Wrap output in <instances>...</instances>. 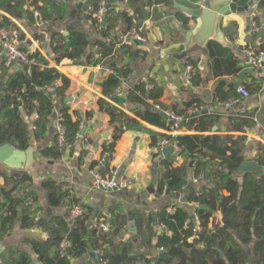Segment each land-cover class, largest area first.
<instances>
[{"label":"trees","instance_id":"trees-1","mask_svg":"<svg viewBox=\"0 0 264 264\" xmlns=\"http://www.w3.org/2000/svg\"><path fill=\"white\" fill-rule=\"evenodd\" d=\"M101 1H106L110 7L106 6L104 16L98 18L96 13ZM115 2L116 0H96L92 12L87 16L94 31L101 37V41L93 49H89V31L80 25L69 27L68 37L55 35L53 38L57 64L63 59H70L77 64L101 65L112 71L102 86L104 95L111 101L102 99L99 105L102 111L110 115L111 123L115 126L114 144L126 130L139 125L137 120L118 107L125 102L143 107L142 110H133L141 120L165 131H171L172 127L162 111H155L148 104L149 100L159 103L161 90H157V87L147 91V84L141 83L129 89L126 99L124 96H117L122 80H127L133 73L132 63L143 58L144 52L140 50L141 44L137 40L134 42L136 48L122 43V35L136 30L139 23L129 13L118 11L114 6ZM57 5H60L58 0H0V10L10 17L34 18L37 13L43 22L64 19L67 11ZM119 22L125 26L120 35L117 31ZM183 23L187 25L185 18ZM0 27L18 31L7 17L1 18ZM210 49L212 60L223 52L216 43H212ZM23 50L32 64H15L8 68L4 61L0 67V146L11 144L23 151L29 148L31 138L23 117L25 113L28 117H38L34 122V135L38 140L45 137L56 115H61L66 141L74 147L77 135L81 134V121L74 122L69 114L66 91L70 80L56 68L50 67L40 54ZM42 62L46 66L43 70L40 69ZM15 67L20 70L17 71ZM59 81H62V86L57 85ZM258 89L259 87L247 90L257 92ZM58 100L60 106L57 109ZM218 100L219 103L228 102L229 95H220ZM196 108L199 109L200 106L187 107V111L193 113L191 117L185 116L188 121L184 124L198 134L172 136L151 132L152 147L158 150L154 155L155 159L171 144L176 149L160 162L159 183L155 192L157 196L182 192L188 186L190 171L195 177L204 176L209 181V186L193 189L187 197L189 203L198 206L196 221L186 208H178L174 214L163 209L158 222L166 229L155 235L151 221L143 226L138 216L140 239L144 248L159 251L157 257L148 258L146 254L136 251L132 240L124 242L120 239L127 225L124 215H116L111 220L99 221L92 226L90 221L94 211L72 199L60 184L52 180L45 181L42 186L47 193L48 205L60 208L67 204V213L65 216L55 217L51 223L38 218V209L35 207L37 195L24 187L26 184L32 185L31 178L26 174H4L8 183L0 185V238L10 236L17 223L23 229H42L49 236L46 241L30 242L42 264H72L73 260L82 259L90 252L96 253L97 259L84 264H137L140 261L145 264H264V145H257V154L253 159L259 171L237 177L236 170L247 161L245 151L248 138L206 135L217 124L219 117L203 111L197 114ZM231 120L234 123L232 129L236 132L245 133L247 128L254 127L252 114L240 115ZM65 150L66 148L58 146L55 135L53 145L44 155L58 159ZM179 157L184 160L182 165H176ZM74 206L82 208V215L75 225H70L69 214ZM217 213L222 214L220 224H216L214 220ZM102 224H107L109 229L103 230ZM155 238L157 242L153 244ZM65 240L71 246L62 255L60 246ZM2 260V264H34L31 257L21 251L10 250Z\"/></svg>","mask_w":264,"mask_h":264},{"label":"crops","instance_id":"crops-1","mask_svg":"<svg viewBox=\"0 0 264 264\" xmlns=\"http://www.w3.org/2000/svg\"><path fill=\"white\" fill-rule=\"evenodd\" d=\"M58 2L67 11L61 21L43 22L37 13L34 18L17 19L1 10L0 20L2 17L9 18L23 37V48L29 53L40 54L50 67L56 68L70 80V86L66 91V97L69 100L66 101L69 114L74 122L81 121V132L85 129V134L84 136L80 134V139H76L74 147L66 149L60 158L46 157L44 152L53 145L56 135L57 115L45 137L38 140L34 135V122L37 115L28 117L24 113L23 117L31 138L30 145L33 144L37 151L35 174L30 175L26 170H10L0 164V185H7L5 175H28L32 180V185L26 184L24 187L27 191H34L37 195L38 200L35 204L38 209L37 217L51 223L55 217L65 216L68 209L67 204L60 208H51L48 205L47 193L42 186L45 181L52 180L60 184L72 199L94 211L90 221L92 226L97 225L99 221L111 220L116 215H124L127 225L120 239L124 242L132 240L137 252L146 254L148 258H155L160 252L144 248L140 239L141 229L137 220L138 216L143 226L151 221L150 225L155 235L163 231L158 222L159 214L163 209H166L169 214H174L178 208H186L196 221L195 212L198 206L189 203L187 197L191 190L209 186V181L204 176L195 177L190 171L188 186L182 192L157 196L155 192L159 183L160 162L167 158L163 154L172 145L174 151L176 149L175 145L171 144L158 159H155L154 155L158 150L152 147L151 132L167 133L172 136L198 133L194 129H188L187 124H184L178 133H173L172 130L165 131L135 115L133 110L140 108L142 110L143 107L125 102L118 107L137 120L139 125L126 130L114 144L115 126L111 123L110 115L102 111L99 105L102 99L111 101L104 95L102 86L112 71L101 65L77 64L70 59H63L57 64L53 51L54 36L68 37L71 26L80 25L89 31V49H93L101 41L99 33L94 31L91 22L87 19L93 6L90 12L84 13L75 7L79 0H58ZM177 4L196 8L201 2L199 0H137L136 2L116 0L114 3L118 11H125L138 19L139 26L136 31L143 39L142 42H138L141 44L140 50L144 52L143 58L132 63L133 73L122 85L121 96L126 99L129 89L146 83L147 91L155 87L161 90L159 103L148 101L155 111L160 110L164 114L163 111L168 109H177L184 112L182 113L184 116L191 117L193 111H187V107L189 105L200 106L199 109L196 108L197 114L203 111L219 117L217 124L205 134L247 137L245 157L247 161H253L257 154V145L259 143L264 145V78H255L248 59L242 51L247 47L264 48V7L255 6L249 13L232 14L222 18L219 29L223 34L224 43L209 42L207 57L198 53L191 58L178 60L175 54L168 50L173 45L184 42L187 33L192 31L196 24L177 7ZM184 18L187 20V25L183 23ZM124 28L123 23L119 22L118 35ZM128 34L122 35L121 41L134 46L136 39L127 38ZM212 43L221 46L223 51L221 55H217L215 60L211 58ZM3 62L4 55L0 47V67ZM45 67L43 62L40 63L41 70ZM15 69L20 70L19 67ZM57 85L62 86V81H59ZM240 87L248 90L257 87L259 89L257 92L250 91V97L243 98L239 93ZM220 95H229L230 100L219 103ZM59 106L60 101L58 100L56 108L58 109ZM247 114L253 115V129L247 128L245 133L232 129L234 123H231V119ZM112 144L114 148L110 151ZM183 163L184 160L181 157L176 161V165ZM97 172L105 174L117 172L118 177L129 178L134 184L125 191L104 190L96 185L95 174ZM131 213H135L136 238L131 230L130 222L133 219ZM214 220L216 224H220L222 214L217 213ZM46 239V233L42 229H23L17 223L10 236L0 238V242L7 247L6 252L0 258V264L3 263L4 255L10 250L25 252L34 264H42L33 252L30 242L33 240L45 242ZM156 242L157 238L153 240V244ZM93 259H97V254L90 252L82 259L73 260L72 264L89 263ZM137 264H145V262L140 261Z\"/></svg>","mask_w":264,"mask_h":264},{"label":"water","instance_id":"water-1","mask_svg":"<svg viewBox=\"0 0 264 264\" xmlns=\"http://www.w3.org/2000/svg\"><path fill=\"white\" fill-rule=\"evenodd\" d=\"M96 0H79L76 9L84 13L90 12ZM201 4L196 8H188L177 4V7L184 12L193 22L195 28L188 32L184 42L172 46L168 52L175 54L178 60L188 59L198 53L208 56L207 45L211 41L224 43L223 34L220 32L219 25L222 18L232 14L249 13L255 6L264 7V0H199ZM108 8L110 6H107ZM76 13V12H75ZM66 101H69L68 99ZM165 117L166 115L163 114ZM85 129L81 135L84 136ZM36 148L31 144L25 151L14 148L11 144L0 146V164L10 170H26L30 175L35 174L34 165L36 163ZM174 152V146H170L165 152L164 157H169ZM259 171L258 165L254 161H245L236 170L235 175L242 177L249 172ZM202 209V208H201ZM133 218L130 222L131 230L137 237V227L135 223V213H131ZM156 219V218H154ZM7 247L0 242V258L6 252ZM252 264V263H250Z\"/></svg>","mask_w":264,"mask_h":264},{"label":"built area","instance_id":"built-area-1","mask_svg":"<svg viewBox=\"0 0 264 264\" xmlns=\"http://www.w3.org/2000/svg\"><path fill=\"white\" fill-rule=\"evenodd\" d=\"M107 6L106 1L100 2V8L96 13L98 18H102L105 13V8ZM158 7H162V5H158ZM38 15V14H37ZM255 28H257L255 26ZM127 38H135L137 41L142 42L143 39L139 35L136 30L131 31ZM126 38V39H127ZM125 39V40H126ZM0 47L3 51L5 66L8 68L13 67L15 64H24L29 65L33 62L29 59L26 52L23 50L22 40L20 32L17 30H8L6 28L0 27ZM243 55L248 59L249 65L251 66L254 76L256 79L264 78V50H260L258 48L247 47L242 51ZM126 80H122V85ZM239 93L243 98L250 97V92L244 88H239ZM122 95V88H120L117 92V96ZM231 104V103H228ZM159 108V107H158ZM170 123L172 124L171 130L173 133H178L182 126L184 125L186 118L183 114L176 112L173 109H168L163 111ZM37 117V116H36ZM38 118V117H37ZM63 117L61 115L57 116L56 120V135H57V143L60 148L71 149L72 145L68 144L66 141V130L62 126ZM76 139H80V135H77ZM164 144H168L164 142ZM95 182L97 187L102 188L104 190H117V191H125L130 189L133 186V181L129 178H120L118 177V173L114 172L112 174H105L102 172H97L95 174ZM82 215V208L80 206H74L69 214V222L70 225H75L78 217ZM101 227L103 230H108L109 226L107 224H102ZM162 229L165 230L166 227L162 226ZM46 237L48 238V234L46 233ZM71 246L70 242L65 240L61 243L60 249L62 255L66 253V250Z\"/></svg>","mask_w":264,"mask_h":264}]
</instances>
